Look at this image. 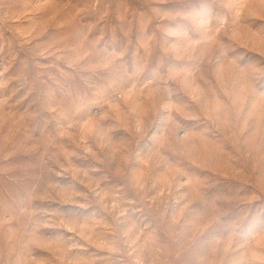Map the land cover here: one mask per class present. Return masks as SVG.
<instances>
[{
  "label": "rangeland",
  "instance_id": "obj_1",
  "mask_svg": "<svg viewBox=\"0 0 264 264\" xmlns=\"http://www.w3.org/2000/svg\"><path fill=\"white\" fill-rule=\"evenodd\" d=\"M0 264H264V0H0Z\"/></svg>",
  "mask_w": 264,
  "mask_h": 264
}]
</instances>
